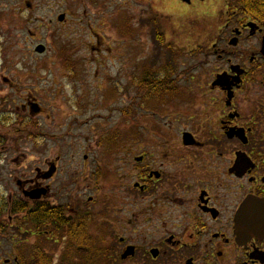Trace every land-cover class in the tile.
<instances>
[{"label": "flooded vegetation", "instance_id": "obj_1", "mask_svg": "<svg viewBox=\"0 0 264 264\" xmlns=\"http://www.w3.org/2000/svg\"><path fill=\"white\" fill-rule=\"evenodd\" d=\"M149 6L151 27L161 21L171 24L173 16L186 22L204 20L200 32L182 36L194 35L200 68L212 62L209 75L191 76L181 88L177 75L166 74L174 67L168 61L164 75L148 71L135 81V101L143 96V104L152 108L139 123L142 116L136 105V173L102 175L105 195L98 224H90L91 214L84 208H74L72 215L66 206L48 202L50 187L42 183L55 175V165L49 178H44L49 169L36 168L35 178L17 180L22 199L0 194V224L5 230L15 221L17 232L29 234L28 212L45 203L57 209L59 224L63 217L92 243L111 242L96 249L95 256L106 262L264 264V0H150ZM170 30L163 26L165 43ZM4 74L1 70L0 80L11 85ZM158 79L168 81L169 90L151 91ZM32 99H25L21 109L26 113L16 117V129L11 125L15 118L0 112V175L7 171L13 144L30 137L27 111H42ZM34 105L39 108L36 113L31 110ZM25 155L20 152L11 163L21 166ZM37 190L39 199H29ZM245 200L250 202L247 228L241 231L236 217ZM21 202L22 212L14 213ZM49 227L50 223L42 225ZM54 229L45 231V238L68 239L59 226Z\"/></svg>", "mask_w": 264, "mask_h": 264}, {"label": "rangeland", "instance_id": "obj_2", "mask_svg": "<svg viewBox=\"0 0 264 264\" xmlns=\"http://www.w3.org/2000/svg\"><path fill=\"white\" fill-rule=\"evenodd\" d=\"M149 1L0 0V71L11 80V85L0 80V104L7 102L0 112L15 118L11 125L16 129V117L26 113L21 109L27 104L25 99L33 98L42 108L39 115L27 111L30 137L9 150L7 171L0 175V194L6 199L8 193L21 198L18 179L35 178L36 168L48 170L55 165V175L42 183L50 187L48 202L66 206L72 215L74 208H84L91 214L90 224H98L105 195L102 175L136 173V114H141L139 123H144L152 108L143 104V96L139 103L135 101V81L148 71L164 75L163 65L168 61L175 72L167 70L166 74L177 75L181 88L191 76L209 75L212 62L204 71L200 68V58L193 52L197 48L194 35L182 36L200 32L204 20L186 22L173 16L171 24L161 21L154 30L148 21L153 17ZM62 13L65 18L59 21ZM164 25L171 27L166 43L161 38ZM38 44L46 47L43 54L35 53ZM19 135L23 139L24 131ZM12 139L16 141L15 133ZM20 152L26 159L16 167L11 160L21 157ZM14 223L0 231V264H14V243L25 238ZM28 244L42 245L56 264L67 240L36 241L33 237ZM103 244L111 242H97L95 247Z\"/></svg>", "mask_w": 264, "mask_h": 264}, {"label": "trees", "instance_id": "obj_3", "mask_svg": "<svg viewBox=\"0 0 264 264\" xmlns=\"http://www.w3.org/2000/svg\"><path fill=\"white\" fill-rule=\"evenodd\" d=\"M158 33L161 34L160 31ZM159 38V35H158ZM162 38V36H161ZM163 39V38H162ZM168 68L170 73L174 72L173 69ZM155 76H161L156 75ZM151 91L159 93L160 91L169 90L170 83L168 81L158 79L155 83L152 84ZM25 203H19L18 210H13L14 213L22 212L20 207ZM57 209L48 207L47 204L38 203L34 206L33 211L28 212V225L31 226L37 234L43 224L50 223L51 228L54 230V227L58 226L63 232L66 231L68 237L67 244L63 249V253L60 257V260L56 264H101L105 258L95 256L97 254V248L92 241L86 239L84 235H78L74 232V226L72 223L68 222L63 217L60 218V224L58 223ZM3 230L2 225L0 224V231ZM73 231V232H72ZM70 238H73L72 241ZM71 240V241H70ZM18 251V260L16 264H52V258L49 253H44L40 248H34L32 254L26 251L27 254H24V246L20 245L17 248ZM75 253H77L75 255ZM105 257V256H104Z\"/></svg>", "mask_w": 264, "mask_h": 264}, {"label": "water", "instance_id": "obj_4", "mask_svg": "<svg viewBox=\"0 0 264 264\" xmlns=\"http://www.w3.org/2000/svg\"><path fill=\"white\" fill-rule=\"evenodd\" d=\"M64 19V15L61 14L58 16V20L59 21H62ZM35 51L38 52V53H43L45 51V47L43 45H38L36 48H35ZM32 110V113H36L39 111V108L34 105L32 106L31 108ZM136 161H138V159H135ZM54 167L53 166H50L49 170L47 171V175L44 176V178H49L53 172H54ZM40 195L39 191L35 192V193H31L29 194V196L31 198H38ZM250 202H248L247 200H245L239 211H238V214H237V217H236V225H237V228L241 231H244L246 230L247 228V222H246V208H247V205L249 204Z\"/></svg>", "mask_w": 264, "mask_h": 264}]
</instances>
